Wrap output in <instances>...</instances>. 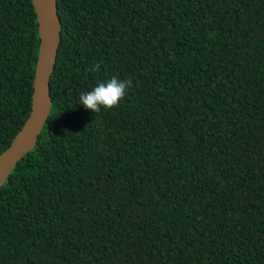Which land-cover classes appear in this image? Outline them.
<instances>
[{
  "label": "trees",
  "instance_id": "trees-1",
  "mask_svg": "<svg viewBox=\"0 0 264 264\" xmlns=\"http://www.w3.org/2000/svg\"><path fill=\"white\" fill-rule=\"evenodd\" d=\"M56 1L52 105L0 186V264H264V0ZM38 46L32 1L0 0V153ZM114 77L133 83L118 108L79 104Z\"/></svg>",
  "mask_w": 264,
  "mask_h": 264
},
{
  "label": "water",
  "instance_id": "water-1",
  "mask_svg": "<svg viewBox=\"0 0 264 264\" xmlns=\"http://www.w3.org/2000/svg\"><path fill=\"white\" fill-rule=\"evenodd\" d=\"M31 1L36 15L39 38L31 106L28 117L10 145L0 153V186L4 184L17 162L35 147L52 105L50 78L61 38V22L57 12V1Z\"/></svg>",
  "mask_w": 264,
  "mask_h": 264
},
{
  "label": "clouds",
  "instance_id": "clouds-1",
  "mask_svg": "<svg viewBox=\"0 0 264 264\" xmlns=\"http://www.w3.org/2000/svg\"><path fill=\"white\" fill-rule=\"evenodd\" d=\"M100 64L95 63L89 71H98ZM133 86L132 80H121L112 78L107 82H99L91 91L82 93L79 96V104L95 115L101 110L110 111L119 107L127 95L128 90Z\"/></svg>",
  "mask_w": 264,
  "mask_h": 264
}]
</instances>
